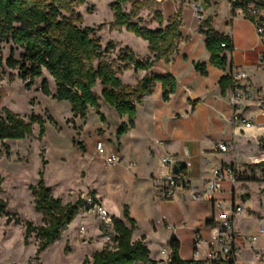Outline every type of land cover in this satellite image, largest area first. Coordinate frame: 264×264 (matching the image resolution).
<instances>
[{
	"label": "trees",
	"instance_id": "obj_1",
	"mask_svg": "<svg viewBox=\"0 0 264 264\" xmlns=\"http://www.w3.org/2000/svg\"><path fill=\"white\" fill-rule=\"evenodd\" d=\"M111 10L114 19L110 23L111 30L125 29L136 37L148 43V50L153 59L140 60L129 47L122 50L116 66L107 62V53L112 49L110 44L104 51L98 29L80 28L84 19L77 9L82 7L86 0H0V45L11 42L23 50L21 60H16L13 54L4 59L0 49V69L6 66L9 69H19L20 79L30 88L36 79L44 76L45 71L50 74L56 84V94H52L48 82H42V93L57 101H66L71 105L75 118L86 119L89 109L100 113V102L111 107L120 116L128 117V123L122 124L117 130V138L133 128L138 112V105L146 96H150L154 88L160 84L163 90L164 101H169L176 93L178 84L171 76H146L134 87L125 85L120 75L128 70H150L157 62H169L179 51L182 38L181 17L179 14L166 22L163 14L156 11L154 20L158 28L150 29L141 24L140 13L148 7L150 0L143 2L134 0H112ZM256 3L258 8L264 9V0H242L240 5H232V17L236 11L247 3ZM131 5L127 11L125 6ZM246 18L252 23L254 19ZM206 30V49L210 55V63L215 68L227 72L219 82L222 96L233 89L230 76L232 59L235 49L229 36L216 32L211 27V19L204 24ZM226 44V47H222ZM197 72L207 75L206 66L197 64ZM101 87V93L95 92ZM4 117H0V140H25L33 135V125L40 127V138H43L46 129L44 120L39 115H33L26 121L20 115L4 108ZM104 121V116H101ZM3 152L0 151V157ZM45 165L46 162L44 161ZM35 209L42 215L43 225L35 227L26 222L25 243L28 244L32 235L38 242L36 258L58 241L62 234L73 223L76 217L86 207L83 200L76 203L63 204L60 198L53 195L52 189L47 186L44 171L39 172L36 185L29 187ZM2 185L0 180V196ZM97 201L95 192L91 194ZM7 202L0 198V217L7 216ZM125 221L130 226L125 224ZM114 238L116 245L110 249L106 246L102 251L95 252L92 263L87 264H135L149 262L151 252L143 240L133 242L136 230V221L130 217L128 208L124 210V221L113 217ZM210 223V222H207ZM172 252L173 264H191V260H183L180 256V243L173 237L169 243Z\"/></svg>",
	"mask_w": 264,
	"mask_h": 264
},
{
	"label": "rangeland",
	"instance_id": "obj_2",
	"mask_svg": "<svg viewBox=\"0 0 264 264\" xmlns=\"http://www.w3.org/2000/svg\"><path fill=\"white\" fill-rule=\"evenodd\" d=\"M134 1L143 2L145 0ZM179 2L182 6L179 4L178 8ZM193 2L202 3L205 9L209 8L205 0H150L148 7L141 11L139 20L144 27L155 29L159 27L154 20L156 11L161 12L167 22L173 12H177L174 16L180 15L181 7L186 8ZM112 3V0H86V3L76 11L84 19L80 28L98 29L101 27L97 31V36L100 38L104 51L110 44L113 45L107 53L106 61L122 66L119 62L122 50L131 46L143 55L146 42L125 29L111 30L110 23L114 19L111 10ZM125 9L130 11L131 5L125 6ZM222 13L223 16L226 14V8H222ZM245 24L254 32L251 23L245 21ZM0 49L4 59L13 54L16 60H21L23 50L13 43L4 42L0 45ZM238 60L241 62L246 60L249 63L244 68L251 77L252 87H264V67L257 66V53L241 50ZM44 80L48 82L51 93L56 94V84L46 71L42 78L36 79L34 84L28 88L26 83L20 79L19 69H9L6 66L0 69V117H4V108L20 115L26 121H30L33 115H39L43 118L46 129L43 138H40L39 125L34 124L33 135L25 140H0V151L3 152L0 157L2 185L0 198L7 202V216L0 217V261L12 257L23 248L30 247L32 243L38 247L35 235L31 236L28 244L25 243V224L31 222L35 227L43 225L42 215L36 211L29 189L31 185L37 184L41 170L44 171L47 186L52 189L56 198L62 200L64 205L74 204L90 196L94 192L92 186L111 200L113 212H108L112 217L113 215L122 216L123 207L139 206L140 202L144 204L146 199L140 194L133 180H118L114 183L109 176L110 171L103 168L102 170L98 166L97 157L90 143L92 139L96 140L99 133H102L96 131L104 122L101 120L102 114L90 109V114L86 119L75 118L68 102L57 101L52 96L47 97L42 93ZM95 92L100 94L101 87L96 88ZM109 123L115 125L112 116L109 117ZM246 137L249 138L248 143L244 141V138H238L241 147L240 154H242L239 161L236 159L235 152L217 153L212 158L213 163L220 165L221 161H225L231 162L233 166L244 168L242 166L251 162L250 157L257 149L256 138L251 133ZM107 143L111 142L107 140ZM198 187L202 189L203 186ZM178 197L179 195H176L171 202H160L155 198L146 202L148 219L142 222V226L147 233V241H149L154 257L158 256L162 246L169 247V239L172 238V233L176 232L179 235L178 241L183 258L188 260L192 257L194 227L197 221L208 213L212 202L204 200L195 202L189 195H186L184 204L178 206L174 202ZM218 200L224 203H230L232 200L233 202L242 201L244 205L252 209L254 218L263 216L264 182L246 180L233 191L230 182H226L225 190L218 196ZM164 216L173 225L172 230H167L161 223ZM251 218L252 220L249 219L250 221H245L240 225L244 240L255 230V219ZM95 224L92 221L87 223L88 227L92 228L91 232L100 234L98 229L94 231ZM93 243L96 244V252L104 249L107 244L111 247L110 243L104 241L103 238L90 242V244ZM260 244L264 247V238L257 243L258 246ZM68 249L67 246L65 251L67 252ZM95 251H91L92 256ZM82 253L80 245L76 244L74 262L82 256ZM244 254L250 255L248 252ZM252 254L251 256L257 258L255 253ZM88 260L89 258H86L84 264H87Z\"/></svg>",
	"mask_w": 264,
	"mask_h": 264
},
{
	"label": "crops",
	"instance_id": "obj_3",
	"mask_svg": "<svg viewBox=\"0 0 264 264\" xmlns=\"http://www.w3.org/2000/svg\"><path fill=\"white\" fill-rule=\"evenodd\" d=\"M205 1L209 5L208 9H205L202 3L197 2L187 5L186 8L181 7L182 38L179 43V51L169 62H157L148 71L132 69L124 71L120 75L122 82L132 87L146 76L171 75L178 84L176 93L171 96L169 101H164L162 87L158 84L152 94L146 96L142 103L138 105L134 127L119 138H117V130L122 124L128 123V117L118 115L114 109L100 102V113L105 120L96 131L102 133L98 132L96 140L92 139L90 143L94 153L95 143L98 139L105 141L107 152H119L122 157V163L118 167L109 170L112 182L115 183L118 180L125 179L133 180L140 194L146 198L144 204L140 202L139 206H124L128 208L130 217L136 221L137 228L133 234V242L144 239L143 242L151 252V259L157 258L159 252L158 256H153L142 222L148 219L147 200L155 198L153 179L162 174L161 159L166 155H174L179 158L182 164L190 162L191 167L186 169V171L197 187L203 186L211 178L214 168L231 163L221 161L220 165H216L212 159L217 153H221L218 150L219 145L229 144L232 140L233 108L230 104L231 91H228L226 96H222L219 86L221 78L227 72L215 68L210 63V55L206 49V37L203 34L206 30L204 27L205 22L211 19V27L216 32L231 38L235 49L232 55V63L234 65L245 67L249 64L246 60L242 62L238 60V54L241 50L257 53V59L259 54L264 52V42L260 43L258 41L254 24L246 18L242 11L237 10L236 16L232 17V6L229 0ZM179 4L180 2L178 3V8ZM180 5L182 6V3ZM197 6L201 7L204 14L202 20H199L196 16L195 9ZM223 7L226 8L224 16L222 13ZM175 13L177 12L175 11ZM175 13L173 12L171 17ZM245 21L251 23L254 32L245 24ZM128 47L134 51L140 60L153 59L152 54L148 50L147 42L144 46L143 55L131 46ZM197 64L206 66V76H202L197 72L195 68ZM111 116L115 120V125L109 123V117ZM107 140L111 143L108 144ZM244 141L248 143L249 138H244ZM240 156H236V159L239 160ZM97 162L102 169L98 158ZM92 187L98 201L108 211L113 212L111 200L106 195L99 193L94 186ZM178 195V199L174 202L179 206V204H184L187 194L182 192ZM218 202L220 203L221 201L218 200ZM221 203L225 206V209L219 210L212 203L205 217L197 221L192 235V251L193 238L197 230L202 229L204 234L209 236L210 230L215 224L230 216L229 207L233 205V200L230 203ZM125 207H123L122 216H113L124 221ZM185 208L187 209L186 206ZM246 208L253 219L264 217L263 215L254 218L252 209L249 206H246ZM164 219L168 223L169 221L167 217H163L161 223L165 227ZM91 221L93 222V220L85 218L81 212L62 234L61 238L41 253L38 258H36L37 246L32 243L30 247L23 248L12 257L0 261V264H29L32 260H36L37 264H84L86 258H89V262L92 263L91 251H95L97 248H95V243L90 244V242L102 240V235L101 233L98 234V232H91L92 228L87 225ZM245 221L250 220H247L246 216L238 219L239 230L240 225ZM82 224L86 226V232L83 234L79 230ZM125 224L130 226L126 221ZM97 229L98 227L95 224L94 231H97ZM171 236L177 240L179 238L177 232L172 233ZM172 238L169 239L168 244ZM76 244L80 245L83 253L74 262ZM67 246L69 249L66 252L65 248ZM256 250L261 251V255H256L257 258L251 256ZM245 252L250 255H245ZM180 256L183 260H187L183 258L181 249ZM200 258H202V254H200ZM240 264H264L263 245L260 244L258 246L255 244L253 249H245L242 253Z\"/></svg>",
	"mask_w": 264,
	"mask_h": 264
},
{
	"label": "built area",
	"instance_id": "obj_4",
	"mask_svg": "<svg viewBox=\"0 0 264 264\" xmlns=\"http://www.w3.org/2000/svg\"><path fill=\"white\" fill-rule=\"evenodd\" d=\"M229 2L231 6L242 4V0H229ZM195 10L197 18L202 20L204 14L201 7L197 6ZM239 10L245 16L248 15L254 19L253 24L258 41L264 42V9H259L253 2L245 4ZM222 47L225 48L226 44ZM257 66L264 67V52L259 54ZM230 76L233 82V89L230 90V104L233 108L232 140L229 144L219 145L218 150L221 153L235 152L239 157L241 147L238 138H248L247 134L251 133L256 138L257 145L255 154L250 157L251 162L242 166L244 168L232 164L214 168L211 178L200 189L194 185L186 171L191 167V163L182 164L178 157L166 155L160 161L161 176L153 179L154 197L158 201L171 202L176 195L184 192L195 202L209 201L217 209L223 210L225 206L218 202V196L223 194L226 182H230L232 191L246 180L264 182V87H252L251 77L242 66L232 64ZM95 153L105 170L116 168L122 163L119 152H107L104 140L96 141ZM83 201L86 205L82 212L85 218L93 220L99 226L102 238L110 243L109 248L112 249L116 245L113 217L98 199L94 201L91 195L84 197ZM229 211L230 216L215 224L209 236H206L202 229L195 232L191 264H240L243 251L253 249V246L264 238V217L255 219L254 233L244 240L237 221L242 216H246L249 220L252 215L242 201L234 202L229 207ZM164 222L167 230L173 229L166 219ZM79 230L80 233H85L86 226L82 224ZM201 253L202 258H200ZM255 253L258 256L261 255L260 250H256ZM172 257L170 247H162L157 258L135 264H173ZM29 264H37V262L32 260Z\"/></svg>",
	"mask_w": 264,
	"mask_h": 264
},
{
	"label": "water",
	"instance_id": "obj_5",
	"mask_svg": "<svg viewBox=\"0 0 264 264\" xmlns=\"http://www.w3.org/2000/svg\"><path fill=\"white\" fill-rule=\"evenodd\" d=\"M175 171H177V168H175Z\"/></svg>",
	"mask_w": 264,
	"mask_h": 264
}]
</instances>
